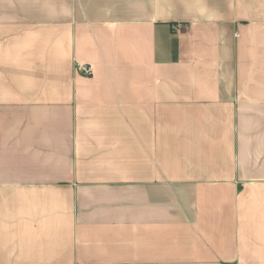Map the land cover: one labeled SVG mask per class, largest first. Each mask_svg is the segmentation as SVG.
Wrapping results in <instances>:
<instances>
[{
  "label": "crops",
  "instance_id": "1",
  "mask_svg": "<svg viewBox=\"0 0 264 264\" xmlns=\"http://www.w3.org/2000/svg\"><path fill=\"white\" fill-rule=\"evenodd\" d=\"M0 264H264V0H0Z\"/></svg>",
  "mask_w": 264,
  "mask_h": 264
},
{
  "label": "built area",
  "instance_id": "2",
  "mask_svg": "<svg viewBox=\"0 0 264 264\" xmlns=\"http://www.w3.org/2000/svg\"><path fill=\"white\" fill-rule=\"evenodd\" d=\"M175 29H180V25L175 26ZM77 70L78 72L84 74L85 76L92 75V68L89 65L78 66Z\"/></svg>",
  "mask_w": 264,
  "mask_h": 264
}]
</instances>
